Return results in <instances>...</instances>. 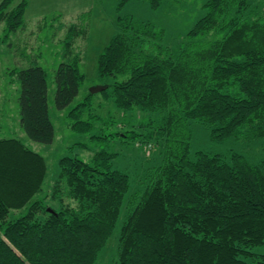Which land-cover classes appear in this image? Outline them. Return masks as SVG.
Returning a JSON list of instances; mask_svg holds the SVG:
<instances>
[{
  "label": "trees",
  "instance_id": "1",
  "mask_svg": "<svg viewBox=\"0 0 264 264\" xmlns=\"http://www.w3.org/2000/svg\"><path fill=\"white\" fill-rule=\"evenodd\" d=\"M13 1L0 0L8 35L25 25L27 2L8 11ZM147 1L158 9L164 0ZM204 9L177 51L162 44L164 31L154 24L119 17L118 33L97 59L98 77L112 79L102 94L118 109L160 115L147 134L114 135L163 147L144 191L129 201L115 264H264V255L253 252L264 245V158L252 163L233 151L192 154L191 126H204L218 144L241 136L264 141V15L249 0H209ZM84 34L71 26L65 37L68 62L54 76L58 110L75 101L87 78L73 52ZM12 73L21 84L22 128L33 141L52 144L47 72L33 66ZM93 99L89 93L69 111L73 131L96 129ZM115 157L100 152L91 163L63 157L54 208L44 200L31 203L43 191L45 158L21 140L0 139V264H97L131 188L130 176L113 169ZM28 205L24 216L8 220Z\"/></svg>",
  "mask_w": 264,
  "mask_h": 264
},
{
  "label": "rangeland",
  "instance_id": "2",
  "mask_svg": "<svg viewBox=\"0 0 264 264\" xmlns=\"http://www.w3.org/2000/svg\"><path fill=\"white\" fill-rule=\"evenodd\" d=\"M24 1L27 2V10L25 25L21 30L8 35L5 23L0 24V139L21 140L28 148L45 158L48 174L43 191L31 203L44 200L47 206L54 208L60 206L53 199V188L59 177V161L63 157H77L91 163L100 152L116 155L112 162L113 169L130 176L131 188L114 234L97 262L115 264L121 230L131 209L129 201L133 195L144 191L146 177L151 169L159 165L163 147L156 140L141 143L143 137L118 138L114 134L126 131L147 134L155 130L160 115L142 112L137 108L120 110L112 99L98 93L93 95L94 112L98 117L95 121L96 129L91 133H79L70 127L69 111L81 103L92 88L112 82V79L99 78L96 67L99 55L118 33L116 23L119 17H132L154 24L158 30L164 31L162 44L177 51L186 42L188 33L196 22L206 15L204 5L209 0H164L158 9H153L147 0H130L121 8L119 5L122 0H14L8 11H13ZM249 2L253 11L264 15V0ZM71 26L85 30V34L77 40L73 52L82 58L80 67L87 78L75 101L66 109L58 110L55 106L54 76L59 65L68 62L64 56V40ZM33 66L42 67L47 72L49 112L55 129L52 144L33 141L21 126L18 102L21 84L17 77H13L12 71ZM139 123L140 126L152 123L154 128L144 131L138 128ZM191 126L192 154L203 151L228 156L233 151L252 163H258L264 158V141L249 142L241 136L218 144L210 140L207 128L198 123H192ZM65 203L69 204L71 201L65 199ZM29 206L12 211L8 220L21 218L27 213ZM253 252L264 255V245L255 247Z\"/></svg>",
  "mask_w": 264,
  "mask_h": 264
},
{
  "label": "water",
  "instance_id": "3",
  "mask_svg": "<svg viewBox=\"0 0 264 264\" xmlns=\"http://www.w3.org/2000/svg\"><path fill=\"white\" fill-rule=\"evenodd\" d=\"M108 88L106 86H97L91 89L90 93L92 95L102 93L106 91ZM48 212H53L51 209H48Z\"/></svg>",
  "mask_w": 264,
  "mask_h": 264
}]
</instances>
